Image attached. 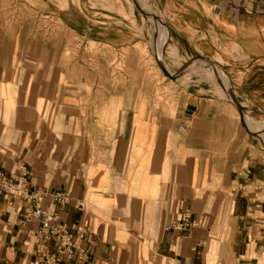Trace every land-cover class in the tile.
I'll return each instance as SVG.
<instances>
[{
	"label": "crops",
	"instance_id": "0c3cea01",
	"mask_svg": "<svg viewBox=\"0 0 264 264\" xmlns=\"http://www.w3.org/2000/svg\"><path fill=\"white\" fill-rule=\"evenodd\" d=\"M65 1L0 0V172L25 187L0 192V264H264V142L226 93L264 141V0H143L166 67L209 66L176 80L142 75L134 0ZM35 208L87 258L38 242Z\"/></svg>",
	"mask_w": 264,
	"mask_h": 264
},
{
	"label": "built area",
	"instance_id": "2783aa9c",
	"mask_svg": "<svg viewBox=\"0 0 264 264\" xmlns=\"http://www.w3.org/2000/svg\"><path fill=\"white\" fill-rule=\"evenodd\" d=\"M23 179L14 180L7 178L4 173L0 172V192L9 195L12 199L22 196L24 192ZM55 200L58 202H68L71 197L67 192H58L55 194ZM25 220L36 218L41 222L40 228L35 232L34 236L40 243L54 241L57 244L59 253L68 258H72L75 254L81 258H87L88 252L82 248H78L76 243L71 239L65 224H60L57 218L46 213L40 208H35L31 212H26ZM192 226L190 221V211L185 210L181 219L175 223V227L186 230ZM82 237V234H80ZM54 254L45 253L41 257V264H51L54 260Z\"/></svg>",
	"mask_w": 264,
	"mask_h": 264
},
{
	"label": "rangeland",
	"instance_id": "374dc122",
	"mask_svg": "<svg viewBox=\"0 0 264 264\" xmlns=\"http://www.w3.org/2000/svg\"><path fill=\"white\" fill-rule=\"evenodd\" d=\"M63 2V4L61 5V8L64 9L66 8V1L65 0H61ZM105 1H112V0H105ZM146 1V0H144ZM143 0H139V2L141 3V5L143 6L144 9H146L147 11H150L149 6L147 5L146 2H144ZM150 22L153 24V30H154V36L153 39L145 42L142 44L140 51H141V62H142V75L143 76H160L162 78H164V74L160 71H157V73H154V69L152 68V66H155V55L157 53V51H160V48L162 47V42H161V28H160V23L159 20H154L152 17H148ZM164 46V45H163ZM199 58L194 59V61L190 64V66L188 67V69L184 72L183 76H190V74L192 72H190V69L192 67H194L196 65V63L200 64V78H208V76H206V72L205 69L209 66H205L204 64H201L200 61L196 62ZM201 59V58H200ZM185 61L181 66H183L185 63L189 62ZM177 64H180L179 62ZM169 71L170 69L167 68ZM156 72V71H155ZM171 72V71H170ZM214 72L219 73V71H217V69H214ZM166 78H168L166 76ZM214 78V77H212ZM230 88V82H229V86L227 87ZM252 122V126H254L256 129H258L259 131H263L264 132V126L262 127V125L260 126L261 128H258L257 125L263 124L264 125V121L262 120H257L254 118H249ZM256 123V125L254 123ZM257 133L252 134L254 137L257 138L256 136Z\"/></svg>",
	"mask_w": 264,
	"mask_h": 264
},
{
	"label": "water",
	"instance_id": "95a60500",
	"mask_svg": "<svg viewBox=\"0 0 264 264\" xmlns=\"http://www.w3.org/2000/svg\"><path fill=\"white\" fill-rule=\"evenodd\" d=\"M136 5L138 6V8L140 9V11L146 16V17H152L154 20H159L160 19L158 18V16H156L155 14L145 10L143 8V6L141 5V3L139 2V0H134ZM164 50V47L162 49V52ZM162 52L161 54H159V52L157 51L156 55H155V58H156V61H157V64L158 66L160 67V69L163 71L164 75L173 79V80H176L178 79L179 77H181L184 72L188 69V67L190 66V64L194 61V60H190L189 62L185 63L183 66H181V68L173 73V72H170L167 67H166V64L164 62V59L162 58ZM202 60H206L208 63H211V64H216L215 61L209 59V58H201ZM224 71V70H223ZM224 73L226 74V72L224 71ZM226 93L228 94L229 98L232 100V102L234 103V105L236 106L239 114H240V118H241V121L243 123V125L245 126V128L248 130V132H250L251 134H254V132H251L246 124V117H245V113H244V108L242 107V105L240 104V102L238 101V99L236 98L235 94H234V91L229 88L228 90H226ZM257 138L259 140H261L262 142H264L257 134H256Z\"/></svg>",
	"mask_w": 264,
	"mask_h": 264
},
{
	"label": "bare ground",
	"instance_id": "6f19581e",
	"mask_svg": "<svg viewBox=\"0 0 264 264\" xmlns=\"http://www.w3.org/2000/svg\"><path fill=\"white\" fill-rule=\"evenodd\" d=\"M158 18H159V16H158ZM159 23H160L161 35H162L161 21H159ZM161 37H162V36H161ZM161 42H162V47L160 48L159 54H161L162 49H163V37L161 38ZM212 74H213V73H212ZM212 74H211V75H212ZM216 76H217V75H216ZM222 84H224V83H222ZM246 122H247V120H246ZM260 126H261V125H257L258 128H261ZM262 127H263V126H262Z\"/></svg>",
	"mask_w": 264,
	"mask_h": 264
}]
</instances>
